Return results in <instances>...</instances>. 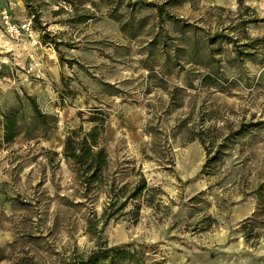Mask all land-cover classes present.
Wrapping results in <instances>:
<instances>
[{
    "label": "rangeland",
    "instance_id": "rangeland-1",
    "mask_svg": "<svg viewBox=\"0 0 264 264\" xmlns=\"http://www.w3.org/2000/svg\"><path fill=\"white\" fill-rule=\"evenodd\" d=\"M4 7L30 31L9 39L0 15V113L20 106L29 123L30 97L56 128L0 140V264H64L99 245L129 251L113 264H264V0ZM95 125L109 174L147 180L136 217L128 206L103 225V193L85 198L58 159L67 131Z\"/></svg>",
    "mask_w": 264,
    "mask_h": 264
},
{
    "label": "trees",
    "instance_id": "trees-1",
    "mask_svg": "<svg viewBox=\"0 0 264 264\" xmlns=\"http://www.w3.org/2000/svg\"><path fill=\"white\" fill-rule=\"evenodd\" d=\"M249 40V43L241 45L243 49L235 50L236 55L248 54L246 49H255L258 39ZM27 99L33 111L29 123L24 121L20 106L0 113L1 141L10 143L22 134L27 140L39 137L47 139L49 130L56 128V119L41 112L33 98L27 97ZM27 126H34L35 129L42 128V130L38 131V135H29L23 131L24 127L28 130ZM100 141L101 128L98 125L91 127L88 131H83L79 127L67 131L60 157L58 153L52 154L65 162L85 198L92 200L95 195L103 193L104 201L100 219L103 225H106L108 221L117 220L125 214L128 206H130V212L136 217L142 202L152 203V195L147 180L140 170L133 173L132 177L123 184L118 182V174H109L110 159ZM47 152L49 153V150ZM47 160L53 162L51 158ZM94 222V218L90 219L87 225H94ZM246 223L241 225V230L244 231ZM128 252L120 246L99 245L88 253L75 252L64 264H113L116 257L120 254L126 255Z\"/></svg>",
    "mask_w": 264,
    "mask_h": 264
},
{
    "label": "built area",
    "instance_id": "built-area-1",
    "mask_svg": "<svg viewBox=\"0 0 264 264\" xmlns=\"http://www.w3.org/2000/svg\"><path fill=\"white\" fill-rule=\"evenodd\" d=\"M0 15L4 26V31L9 39H17L24 32L30 31V22L28 21H24L22 23L14 22L11 19V14L7 7H4L0 11Z\"/></svg>",
    "mask_w": 264,
    "mask_h": 264
}]
</instances>
